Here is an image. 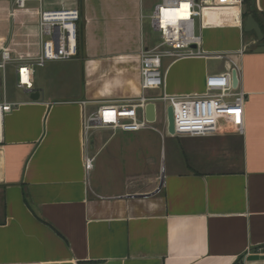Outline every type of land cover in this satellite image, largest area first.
Masks as SVG:
<instances>
[{
    "label": "crops",
    "instance_id": "0c3cea01",
    "mask_svg": "<svg viewBox=\"0 0 264 264\" xmlns=\"http://www.w3.org/2000/svg\"><path fill=\"white\" fill-rule=\"evenodd\" d=\"M46 1L44 9L81 10L80 53L68 69L34 75L39 100L24 90L23 101L10 102L0 145V264H264V53L245 31L247 7L206 0L197 25L203 57L167 58L164 87L144 93L202 95L209 75L236 69L247 95L244 134L221 124L205 137L158 128L86 136L84 121L100 107L143 94L140 58L151 50L143 1ZM26 8L0 0V60L3 51L38 55L40 4ZM254 8L264 34V0ZM151 132L181 140L182 151L161 172L141 173L138 166L151 165ZM87 151L96 156L89 174Z\"/></svg>",
    "mask_w": 264,
    "mask_h": 264
},
{
    "label": "built area",
    "instance_id": "2783aa9c",
    "mask_svg": "<svg viewBox=\"0 0 264 264\" xmlns=\"http://www.w3.org/2000/svg\"><path fill=\"white\" fill-rule=\"evenodd\" d=\"M18 9H25L29 0H12ZM40 4L39 31L40 51L28 59H13L10 52L3 51L0 69L3 83L0 86V145L4 142V121L12 113L16 104L8 102L5 94L6 67L17 62V87L32 90L36 67H44L49 62L70 61L80 53V23L82 12L79 8L44 9ZM219 5L241 6L243 0H218ZM182 6L189 10V20H177L168 11ZM206 0H160L150 16L152 28L160 33L161 43L150 51L141 53V77L143 94L125 101L121 105H104L94 115L84 121L85 135L92 131L108 129L114 132L156 131L155 124L147 122L145 108L148 103L163 102L172 106L175 119V137H205L218 134L220 125L227 124L239 134H244V105L247 95L239 86L233 85V70L214 73L206 79V89L202 95L169 96L149 99L147 91H159L164 87L161 72L163 59H183L203 57L202 36L197 24L203 18ZM166 22V23H164ZM159 110V108H158ZM159 116V114H158ZM158 121V120H157ZM96 156L88 151L84 163L87 174L94 168Z\"/></svg>",
    "mask_w": 264,
    "mask_h": 264
},
{
    "label": "rangeland",
    "instance_id": "374dc122",
    "mask_svg": "<svg viewBox=\"0 0 264 264\" xmlns=\"http://www.w3.org/2000/svg\"><path fill=\"white\" fill-rule=\"evenodd\" d=\"M45 3H47L46 0H44ZM61 0H52V2L56 5L57 2ZM143 1V42L146 47H149L150 49L160 45L161 39H160V33L156 32L152 26H151V20L150 16L153 13L154 7L157 3L160 2V0H142ZM46 5V4H45ZM39 6V3L36 1H29L26 4V10H31L32 8H37ZM55 9L60 8H72L68 6V4L63 5V3L59 7H53ZM198 25V24H197ZM198 30V26H197ZM170 59H163L161 72L163 74L165 67ZM71 61H55V62H49L44 67H36L35 68V76L36 79L41 80L46 75H49V73H53L54 71H61L68 69V66L70 65ZM212 68L216 69H222L223 62L219 60H213L211 62ZM3 70L0 69V86L3 83ZM5 76H6V85H5V94L6 98L9 102H21L23 101L27 95H25L24 90L17 88V74H16V66L14 63H10L5 70ZM156 93V92H155ZM157 97V96H155ZM158 121L155 124V127L158 128L163 134H165V130H167V121H166V107L163 102L158 101ZM149 140L151 139V149H150V155H149V163L151 162V165H140L136 168V170L140 171L141 173H149L151 171L154 172L157 170L161 172V169L165 167V165H169L174 159L177 160V155H181L182 147L180 145L181 140L170 138L169 136L162 139L161 134L156 132H151L150 137H148Z\"/></svg>",
    "mask_w": 264,
    "mask_h": 264
},
{
    "label": "water",
    "instance_id": "95a60500",
    "mask_svg": "<svg viewBox=\"0 0 264 264\" xmlns=\"http://www.w3.org/2000/svg\"><path fill=\"white\" fill-rule=\"evenodd\" d=\"M244 28L246 32H253L256 34L257 38L260 41L259 47L255 50V53H264V34L256 22L255 18L252 15H249L245 21ZM233 85L235 88L239 86V76L236 69L233 70ZM30 95L32 100H39L40 95L37 92L29 90L27 92ZM145 117L148 123L156 124L158 120V105L157 103L150 102L147 104L145 108ZM166 121H167V133L170 136H175V119H174V109L172 106H168L166 108ZM164 184V175L162 174L161 183L157 192H159Z\"/></svg>",
    "mask_w": 264,
    "mask_h": 264
},
{
    "label": "bare ground",
    "instance_id": "6f19581e",
    "mask_svg": "<svg viewBox=\"0 0 264 264\" xmlns=\"http://www.w3.org/2000/svg\"><path fill=\"white\" fill-rule=\"evenodd\" d=\"M189 10L187 6H182L179 9L175 10V11H168L165 14V18L167 19L168 17H172L174 19L177 20H189L190 16H189ZM166 23V22H164Z\"/></svg>",
    "mask_w": 264,
    "mask_h": 264
},
{
    "label": "trees",
    "instance_id": "16d2710c",
    "mask_svg": "<svg viewBox=\"0 0 264 264\" xmlns=\"http://www.w3.org/2000/svg\"><path fill=\"white\" fill-rule=\"evenodd\" d=\"M243 4L247 7L248 13L247 15H252L255 19L257 18V14L254 8V0H243ZM263 19H264V14H263Z\"/></svg>",
    "mask_w": 264,
    "mask_h": 264
}]
</instances>
